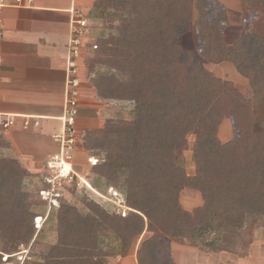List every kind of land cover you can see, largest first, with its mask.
I'll return each mask as SVG.
<instances>
[{"label": "trees", "instance_id": "trees-1", "mask_svg": "<svg viewBox=\"0 0 264 264\" xmlns=\"http://www.w3.org/2000/svg\"><path fill=\"white\" fill-rule=\"evenodd\" d=\"M242 2L264 16V0ZM94 7L101 17H115L118 27L116 37L94 42L86 61L93 75L97 66L116 74L94 75L92 87L98 98L133 103V119L87 130L83 148L94 156L104 153L92 172L108 188L122 189L129 211L108 215L87 203L92 214L81 217L60 203L57 243L46 248L44 264H103L105 255L94 257L102 229L119 239L121 257L146 233L136 249L137 264H174L165 239L204 253L245 257L252 243L248 221L264 231V120L253 130L250 101L182 50L180 41L195 12L199 55L214 64L230 62L258 98L264 97V36L249 33L248 25L227 45L218 0H99ZM225 117L233 137L220 143L216 133ZM189 135L193 176L179 163ZM24 176L17 161L0 159V234L12 244L35 231L36 214L20 190ZM184 189L202 201L190 212L179 203Z\"/></svg>", "mask_w": 264, "mask_h": 264}, {"label": "rangeland", "instance_id": "rangeland-1", "mask_svg": "<svg viewBox=\"0 0 264 264\" xmlns=\"http://www.w3.org/2000/svg\"><path fill=\"white\" fill-rule=\"evenodd\" d=\"M97 1L99 0H93V4L89 11V14H87L88 16H86V20L88 17L87 23L89 22L90 25V39L86 43L89 56L85 58L84 69L82 68V81L85 82V86L88 87V89L85 94L80 97V103L83 106L80 116V127L78 128L81 142L74 153L77 171L79 173L86 174V177L88 178V181L90 182V185L94 189L95 193L91 192L90 190H86V192L84 191L81 193L72 192L64 199V201L61 202L68 207L74 208L76 213L81 217L92 214L91 210H89L86 205L87 203H93L94 205H97L108 215L115 214L114 206L110 201L111 198L107 193L108 186L105 179L99 177L98 175H95L92 172V166L87 165L86 163L87 157L94 155H92V153L90 152L88 153L83 148L85 132L87 130L102 129L104 123L109 120L115 122H129L133 119V103L115 100L116 102L123 103V105H118L114 103V100H104L102 98H98L96 96L95 90L92 87V80L94 79V75L96 78L99 74L115 73V71H112L109 68L103 66H97L95 70H93L94 75L89 71L90 69L86 61L90 56H92V46L94 42L99 38L116 37L118 27V21L115 17L109 18L110 16H106L104 18L99 15V10L94 7V2ZM238 1L239 0H235L236 3ZM232 2H234V0H232ZM219 3L222 5L220 1ZM240 4L241 9L243 8V10L247 13L248 9L244 5L242 0H240ZM109 13L112 15L117 14L116 11L113 10H109ZM224 13L227 20V29H225L226 32L224 30L226 36L225 40L228 43H232L236 41V39H238L240 35L237 36V38L232 37L233 35H238L236 34L237 31L233 28H228L227 26L228 24H233L234 18L232 17L228 20L226 9H224ZM253 16L261 15H257V13L255 12H253L252 15H247V17L244 18L245 20L242 24V27L240 28L243 29L242 32L247 29L248 25L250 24V20L253 19ZM195 21L196 14L194 12L192 21L189 23L188 30L181 36L180 46L182 50L192 53L196 58L200 60L202 66L206 70L214 72L213 74L216 77L220 78L221 80L231 82L234 88L239 90L244 95V97L250 101L249 103L251 106V115L254 119L253 130H258V122L264 120V97L261 96L258 98H253L248 84H246L245 80L236 73L230 62H221L218 65L203 59L199 55ZM240 80L245 82L244 85L239 84L238 81ZM90 90L94 91V96L89 95ZM92 118H95L94 120L96 121L92 120ZM96 122L98 123V125H100V128L96 126ZM59 127L60 123L58 121H42L41 126L39 127V131H35L37 130V127L34 130V127L32 128V126H29L27 129L17 127L13 132V136L8 135L6 139L0 140V143L6 144V146L0 147V159L6 158L7 160H15L25 170V176L20 183V190L25 194L26 202L29 205L30 212L33 214L35 213L36 216H44L40 227L35 228L33 223L35 231H33L30 237L20 239L14 244L8 243L5 240V237L0 234V264H44L46 248L49 246H54L57 243L58 233L55 210L58 207L53 211L50 210L47 213L46 205L40 201L37 195V180L42 174L44 163L49 156V153L51 152L50 148L48 147L45 149L39 148L40 143L46 142V144H49L47 140L48 137L46 138V136H50L57 132L59 130ZM216 136L220 143L228 142L233 137L230 118H222L217 128ZM192 139L193 137L191 135L186 137L184 147L180 150L179 154V163L180 165H182L186 175L188 176H193L195 172V165L192 161L191 152ZM14 141L20 144L19 150L23 153L24 158L26 159L25 161H21L20 159L13 156L12 148L14 147ZM95 157L103 160L104 153H100L99 156ZM112 189L124 195V192L121 188V190L116 188ZM179 203L183 210L190 212L194 208L199 207L202 204V201L200 195L197 192L189 189H184L179 195ZM248 222L249 223L246 225V230L251 234V254H253V257H257L255 262L264 264V231L259 226V224H255V222L252 221ZM99 235L98 245L100 253L95 255L94 257L100 258L102 257V254L105 255L103 264H108L110 263V261L121 257V245L119 239L115 238L116 236L113 235L111 231H108L106 229H102ZM146 236L147 234L145 233L138 240L134 241L131 244L128 254L134 252L135 248L139 245L140 240L144 239ZM165 242H167L169 246L170 244H175L174 242H169L166 239ZM191 249L192 248L189 246H184V248L177 247L174 250V256L178 264L197 263L195 253L193 254V249ZM171 258L173 260L172 252ZM227 260L228 264H233L231 262H234L236 259L229 258ZM200 261L202 260L200 259Z\"/></svg>", "mask_w": 264, "mask_h": 264}, {"label": "crops", "instance_id": "crops-1", "mask_svg": "<svg viewBox=\"0 0 264 264\" xmlns=\"http://www.w3.org/2000/svg\"><path fill=\"white\" fill-rule=\"evenodd\" d=\"M219 1L227 11L228 20L229 18H234L233 24H228L227 27L237 31L236 34L238 35L232 36L237 38L242 33L243 29L240 28L244 23V18L247 15H252L253 12L248 10L249 12L247 11L246 13L243 8L241 9L240 0L237 3L235 0L234 2L232 0ZM92 2L93 0H34L32 6L28 8L3 9L4 42L2 47L0 112L18 117L17 124L9 136H13V132L17 127L22 128L21 117L36 118L38 122L37 130H35L36 127L32 128L35 131H39L42 121H56L57 118L62 116L65 90L66 43H68L71 31L72 10L80 9L88 16ZM257 15L259 14L257 13ZM249 23V33L264 36L263 15L253 16ZM87 24V34L80 59L83 69L85 58L89 56L86 43L90 39V25L89 22ZM225 32L224 38L226 39ZM234 42L228 43L226 41V44L232 45ZM238 82L241 85H244L245 82L247 84L246 80L245 82L242 80ZM87 89L85 82L82 81L80 86L81 96L85 94ZM89 95L94 96V91L90 90ZM114 103L123 105L121 102L115 101ZM82 107L80 103L79 116L76 121L77 130L80 127ZM94 119L92 118V120ZM96 126L100 128L97 122ZM46 138L49 144L44 141L45 143H40L39 148L45 149L48 147L51 150L50 153H52L56 148L51 141V135L46 136ZM19 145L14 141L13 156L25 161L23 153L19 150ZM184 246L186 245L170 244L174 264H178L174 256V250L177 247L184 248ZM137 247L134 252L126 257L116 258L108 264H137L135 257ZM251 247L252 245L249 247L248 254L245 257H235L228 253H204L192 247L193 250H191L193 254L195 253L197 259L195 264H228L227 259L229 258L236 259L231 262L233 264H259L255 262L257 257H253V254H251Z\"/></svg>", "mask_w": 264, "mask_h": 264}, {"label": "built area", "instance_id": "built-area-1", "mask_svg": "<svg viewBox=\"0 0 264 264\" xmlns=\"http://www.w3.org/2000/svg\"><path fill=\"white\" fill-rule=\"evenodd\" d=\"M34 0H0V87L2 84L4 21L2 11L5 8H28ZM71 31L67 44L64 105L62 116L56 121L60 123L59 130L51 135L55 150L47 157L42 174L37 180V195L46 205L47 213L59 206L72 192L81 193L91 187L86 174L79 173L76 169L75 151L80 145L81 138L77 130L76 121L79 116L80 86L82 83V66L80 63L81 51L87 34L88 24L85 13L80 9L72 10ZM17 116L0 112V139L7 137L17 124ZM21 126L37 127L36 118L21 117ZM101 161L100 158L89 156L87 165L93 166ZM114 206L115 214L124 217L129 211L126 206L125 196L112 188L107 189ZM44 216L33 219L35 228L40 227Z\"/></svg>", "mask_w": 264, "mask_h": 264}]
</instances>
